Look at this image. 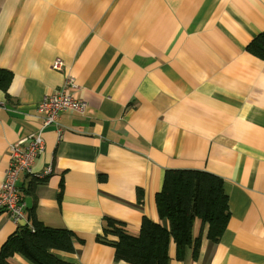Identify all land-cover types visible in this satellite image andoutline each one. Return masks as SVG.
I'll return each mask as SVG.
<instances>
[{
    "label": "crops",
    "instance_id": "0c3cea01",
    "mask_svg": "<svg viewBox=\"0 0 264 264\" xmlns=\"http://www.w3.org/2000/svg\"><path fill=\"white\" fill-rule=\"evenodd\" d=\"M263 32L264 0H0V68L13 75L9 98L0 90V187L10 146L41 130L39 104L73 78L84 113L44 129L18 179L28 223L76 234L59 259L127 264L97 241L104 218L137 235L145 217L159 222L166 171L195 170L222 179L230 220L218 243L204 228L196 259L172 244L170 264H264V61L247 51ZM17 228L0 213V252Z\"/></svg>",
    "mask_w": 264,
    "mask_h": 264
},
{
    "label": "trees",
    "instance_id": "16d2710c",
    "mask_svg": "<svg viewBox=\"0 0 264 264\" xmlns=\"http://www.w3.org/2000/svg\"><path fill=\"white\" fill-rule=\"evenodd\" d=\"M248 53L264 61V32L247 47ZM13 75L0 68V90L9 98ZM61 194V193H60ZM159 222L144 218L139 233H129L122 221L105 217L102 234L97 241L115 251V260L127 264H170L169 249L176 247L177 260L182 261L188 250L196 259L204 228L207 237L218 243L230 220L228 196L219 177L195 170H168L160 193L156 196ZM31 224L19 226L3 245L0 264H15L16 254L31 264H68L57 254H72L78 240L74 232L45 226L30 214ZM196 222L199 234L194 237Z\"/></svg>",
    "mask_w": 264,
    "mask_h": 264
},
{
    "label": "built area",
    "instance_id": "2783aa9c",
    "mask_svg": "<svg viewBox=\"0 0 264 264\" xmlns=\"http://www.w3.org/2000/svg\"><path fill=\"white\" fill-rule=\"evenodd\" d=\"M64 63L56 59L53 63L55 70H62ZM78 87L73 78L66 79L65 83L52 94L43 98L38 106V117L42 128L17 143L10 146V162L5 171L4 180L0 187V213H6L19 226L30 225L27 221L26 205L18 187L21 173L32 174L33 165L40 154L44 152L43 130L54 127L62 133L60 115L66 111L84 113L86 103L75 97L74 90ZM51 172L47 168L44 172L35 174V178L44 179Z\"/></svg>",
    "mask_w": 264,
    "mask_h": 264
}]
</instances>
